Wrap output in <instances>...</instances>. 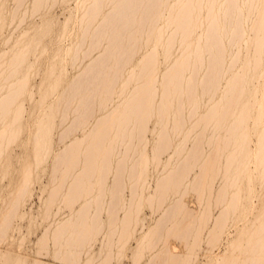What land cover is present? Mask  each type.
I'll use <instances>...</instances> for the list:
<instances>
[{
	"label": "bare ground",
	"instance_id": "6f19581e",
	"mask_svg": "<svg viewBox=\"0 0 264 264\" xmlns=\"http://www.w3.org/2000/svg\"><path fill=\"white\" fill-rule=\"evenodd\" d=\"M6 26L0 242L47 174L60 264H264V0H0Z\"/></svg>",
	"mask_w": 264,
	"mask_h": 264
},
{
	"label": "rangeland",
	"instance_id": "374dc122",
	"mask_svg": "<svg viewBox=\"0 0 264 264\" xmlns=\"http://www.w3.org/2000/svg\"><path fill=\"white\" fill-rule=\"evenodd\" d=\"M64 12L66 14L64 6L62 5H57L53 10L54 16L59 21H62L63 18L65 17V14H63ZM35 21L39 22L40 18L37 16L35 18ZM7 27L8 26L4 27L0 33L1 34L0 44L2 40L6 38L13 30L12 26H9L8 28ZM162 68H163V65L161 63V69ZM35 83L36 84L39 83L38 77L35 78ZM148 137L150 139L152 138V135L150 132L148 133ZM54 138H56V132L54 134ZM23 151L24 150L20 146H17L16 148H14L12 152V156H13V159L15 161L17 159L18 162H15L16 163L14 165L15 168L13 167L12 169V172H11L12 177L10 176V180L4 179L1 183V188H6L9 182H11V184L13 183L15 184L18 182L21 167L23 166L22 164L20 165V158L22 159L23 162H25V154ZM21 153H23L24 155H22ZM43 168L48 170L50 168L49 162H47V164L44 165ZM48 184H49V178L47 174L45 175L41 174L35 179V181L31 185L30 194L25 199V203L23 206L24 208L22 209V213L14 219L12 223L13 226L11 227L7 238L0 242V250L8 252L11 255L10 260L8 261L7 264H13V256L15 255H19L22 258H25L26 264H32L33 259H39L44 262H47L48 264H60L61 263L58 259L54 258L52 250L48 253V255L38 253L39 243L37 240L42 235L43 229L45 228V225L47 224V222L43 220L42 214H43V201L46 198V194H47L45 189L47 188ZM125 195L127 196L128 192H126ZM187 197L188 198H186V201H188L187 203L191 207L194 208L195 206H197V203L195 199L193 198V196H187ZM68 213H69V209L64 206H61L58 211L57 219L61 220L63 216L64 217L67 216ZM143 215L146 217V221H150V218L152 219L155 218V216L153 218V214L149 211V209H144ZM103 218L106 219L105 213L103 214ZM230 230L231 231L229 232L228 235H233L234 234L233 232L235 231L232 229ZM224 240L225 239H223V241ZM175 242L176 241L172 240L171 244H174L175 248L177 247L180 248L181 246L179 245V243L178 242L175 243ZM224 242L221 244L219 248L221 252L223 251L225 247ZM130 246L134 247L135 242L132 241ZM99 247H100V237L92 244V251L94 254L98 252ZM203 247L205 248V245H203ZM201 253L203 254V251H201ZM201 253H200V257L198 261L196 262V264H206L207 263L206 258L203 257ZM38 254H41V255H38ZM80 264H83V263H80ZM111 264H132L131 251L128 252L125 258L123 257L118 262L114 260L111 262Z\"/></svg>",
	"mask_w": 264,
	"mask_h": 264
}]
</instances>
